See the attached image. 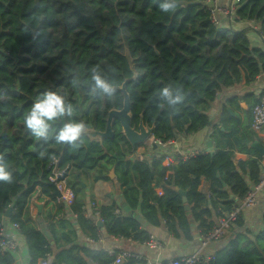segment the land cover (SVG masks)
<instances>
[{
    "label": "trees",
    "instance_id": "1",
    "mask_svg": "<svg viewBox=\"0 0 264 264\" xmlns=\"http://www.w3.org/2000/svg\"><path fill=\"white\" fill-rule=\"evenodd\" d=\"M161 2L0 0V156L13 175L12 183L0 181V223L8 220L20 226L30 264L47 256L52 264L113 261L107 254L84 247L54 251L51 241L34 225L29 214L34 192L40 189L44 196L57 200L49 182L54 159L61 168L70 166L74 183L75 174L109 164L116 170L115 180L132 212L138 211L153 226L165 221L171 233L189 240L193 225L207 233L216 217L230 212L237 200L246 196L251 189L245 180L247 173L259 181L256 160L238 166L235 162V151H253L243 147L246 133L241 132L240 118L228 108L234 111L240 100L251 101L252 116V108L264 93L228 99L219 124L210 118L209 111L223 90L240 85L243 79L248 86L264 76V48L255 47L250 38L253 33L264 44V0H240L237 10L240 20L254 21L258 30L227 22L215 26L201 0H177L178 7L167 13L160 9ZM94 68L116 86L112 98L91 91L89 76ZM124 84L133 127L143 122L153 129V138L162 142L213 128L216 135L227 139L226 147L164 166V158L128 161L132 147L117 121L113 123L114 137L100 141L86 135L76 146L56 144L53 139L37 141L24 127L23 117L32 104L44 92L56 91L65 96L74 112L72 117L54 122L53 132L69 119L84 121L87 131L105 132L108 114L123 108L120 88ZM165 86L172 88L174 95H183L184 101L169 105L162 100L158 91ZM202 179L210 183L209 195L198 190ZM101 180L109 178L99 173L94 181ZM68 184L76 197L70 208L77 215V224L88 237L97 239L94 220L86 219L83 204L76 201L81 187L75 190L70 181ZM158 187L162 195L156 192ZM180 190L187 192V203ZM120 207L112 203L98 209L105 234L136 241L147 238L141 221L114 214ZM92 217L96 218L94 211ZM71 224L60 222L61 226ZM241 246L239 239L231 242L208 264H264ZM14 261L12 253L0 255V264ZM129 264L141 262L131 260Z\"/></svg>",
    "mask_w": 264,
    "mask_h": 264
},
{
    "label": "crops",
    "instance_id": "2",
    "mask_svg": "<svg viewBox=\"0 0 264 264\" xmlns=\"http://www.w3.org/2000/svg\"><path fill=\"white\" fill-rule=\"evenodd\" d=\"M226 1L227 0H221V2ZM235 26H237V28L244 27L242 24ZM250 38L255 47L264 48L263 42L255 34L251 33ZM263 93V77H261L258 82L254 81L248 86L245 85V80L243 79L240 85L223 90L218 95L216 102L211 106L209 116L215 124H219L222 107L226 104L228 99L235 96L242 97L249 94H254L259 97ZM250 108L251 101L248 103L243 100H240L239 108H235L234 111H232L231 108H228L232 115H236L241 120V132H245L247 137V143H245L243 147L253 151L250 154L235 151V162L238 166L240 162L247 163L250 160H256L260 166L259 175L261 177L264 174V133H257L252 129ZM217 128H220V126L218 125ZM153 140L155 139L152 137L150 141L154 142ZM175 142L176 144L168 149L162 147L155 149L147 146H139L135 153L132 151V153L128 155V161L142 162L144 160L152 161L154 159L159 160L164 158L163 165L172 166L179 163L178 158L180 153H186L190 150L215 153L219 148L226 147L228 143L226 138H223L218 134L216 135L215 129L213 128H205L192 135H180L175 139ZM258 145L263 149L262 152L257 149ZM103 164L106 163L104 162ZM237 170L240 172L239 167ZM111 172L114 174L113 178L109 177ZM99 173L106 175V177L109 178V181H94V178L98 176ZM170 173L171 172H168V174ZM72 176L73 173L71 171L69 174V181L74 185L75 190H78L79 186L81 187V190H78V193H76V201L83 204V215L89 217L88 220H94L92 217V211H94L92 209L93 203H95L98 208L117 203L121 205L120 210L122 216L129 215L122 207L123 204H127V202L124 199L122 187L117 184L115 180L116 170L114 167L106 164L105 167H98L88 173L81 172L79 175L75 174V183L72 182ZM245 180L251 188L257 183L255 182V179L251 177L250 173L245 175ZM198 190L205 195H209L210 183L205 179H202ZM156 192L159 195L163 194V190L160 187L156 188ZM34 196L32 203L29 204L30 217L36 228L41 231L49 241H51L54 251H56V248L57 250H68L70 248L84 247L99 253L107 254L106 250H112L114 253L127 252L133 256L126 260L124 264H129V261L131 260L141 262V264H148L147 260H149L154 264L156 262H168L197 252L205 255H216V253L225 250L231 242L239 239V242L242 245L241 247H243L245 251L255 255L258 261H264V199L262 197L259 199L255 207L243 212L238 220L239 224L237 222L233 225L225 237L210 244L203 251L200 250L202 245L201 235L206 232L197 228V224L193 225V238L189 240L184 236L178 237L174 233H171L165 221H161V225L153 226L145 221L138 211H135L136 214L141 217L142 231L147 233V237L153 235L157 240L163 243L162 250L155 251L144 247L137 242L129 241L125 237H108L105 234L103 227H101V241L95 238H93V242L87 241L86 237H88V235L81 231L80 226L77 224V215L71 211L70 206L60 203L58 200L55 201L44 196L40 189H37ZM239 200L240 199L237 200V203ZM208 206L212 208L211 202ZM62 220H66L72 224L70 226H61L60 222ZM217 220L218 217H216L212 226ZM4 225L6 234L12 237L18 245V252L17 254H14L15 261L13 263L30 264L27 244L21 231L13 229L12 223L8 220L4 221ZM91 264L97 263L91 262Z\"/></svg>",
    "mask_w": 264,
    "mask_h": 264
},
{
    "label": "built area",
    "instance_id": "3",
    "mask_svg": "<svg viewBox=\"0 0 264 264\" xmlns=\"http://www.w3.org/2000/svg\"><path fill=\"white\" fill-rule=\"evenodd\" d=\"M206 12L209 15V19L212 24L218 26L223 22H227L228 25H238L242 24L244 28L250 27L254 30H258L257 24L254 21H242L237 16V10L239 9L240 0H227L226 2H221V0H201ZM264 76H259L256 81L258 82L260 78ZM252 129L257 133H264V96H262L260 102L252 108ZM154 143L163 148H170L176 144L175 140H170L168 142H162L160 140H153ZM209 152H202L199 150H190L186 153L179 154V161H186L189 159L196 158L203 154H208ZM71 168L66 166L61 168L59 165V160L54 159L51 163V175L49 177V182L54 186L61 196L57 197L60 203L71 206L75 200V193L68 184L69 174ZM37 190L35 191V193ZM33 194L29 204L32 203ZM264 199V174L260 177L259 181L248 191L246 196L238 201V203L233 207V209L220 216L212 228L205 234H202V245L200 250H204L210 244L221 240L228 231L235 225L239 218L242 216L243 212L247 209L253 208L257 205L260 198ZM92 209L96 218L93 221V225L96 227L97 240H102V229L98 224H103V219L101 218L100 212L98 211V206L93 203ZM116 216H122L121 210L116 209L114 211ZM89 217H86L88 220ZM91 219V218H90ZM12 228L20 231V226L13 223ZM122 238V237H120ZM129 241L137 242L144 247L151 250L160 251L163 248V243L157 240L153 235H149L144 240L136 241L133 237L127 238ZM87 241L93 242L92 237H86ZM18 245L16 241L6 234L4 222L0 223V255L6 253L17 254ZM109 257L113 258L111 264H124L126 260L132 258L133 256L127 252L114 253L112 250H106ZM215 254L205 255L203 253L197 252L195 254L185 256L182 258L174 259L168 262H156L154 264H208L213 261ZM148 264H152L147 260ZM14 264V263H11ZM38 264H52L51 257L47 256L45 259L38 262Z\"/></svg>",
    "mask_w": 264,
    "mask_h": 264
},
{
    "label": "clouds",
    "instance_id": "4",
    "mask_svg": "<svg viewBox=\"0 0 264 264\" xmlns=\"http://www.w3.org/2000/svg\"><path fill=\"white\" fill-rule=\"evenodd\" d=\"M159 6L163 12L167 13L177 8L178 3L177 0H162ZM89 81L93 93L99 92L112 98L117 91L116 86L102 75L99 68L91 70ZM158 95L169 105H178L184 101L183 95H174L172 88L168 86L161 88ZM73 112L72 105L66 101L64 95L56 91H47L32 104L23 117V124L37 141L48 143L50 139H53L56 144L76 146L78 141L82 143L83 137L88 135V126L84 121L69 119L62 123L57 131H52L54 122L64 117H72ZM0 181L5 183L13 181V175L4 164L2 156H0Z\"/></svg>",
    "mask_w": 264,
    "mask_h": 264
},
{
    "label": "water",
    "instance_id": "5",
    "mask_svg": "<svg viewBox=\"0 0 264 264\" xmlns=\"http://www.w3.org/2000/svg\"><path fill=\"white\" fill-rule=\"evenodd\" d=\"M120 91L123 92L124 95V103L122 110H113L108 114L107 118V126L105 132H98V131H88V136L92 139H97L102 141L103 139H109L114 137V131H113V123L117 121L119 125L122 128V133L124 134L126 140L132 147L133 153L136 152V149L139 146H147L149 148H159L160 146L157 145L154 142H150V139L153 137V129L146 127L143 122H141L138 126V129L132 126V117H131V103L129 95L126 91L125 84L120 88ZM179 137V136H178ZM177 137V138H178ZM210 146V144H209ZM161 148V147H160ZM163 148V147H162ZM257 149L262 152L263 149L258 145ZM211 150V149H209ZM218 176H220L218 174ZM110 178L114 177L113 172L109 175ZM223 186L226 187V184L223 183ZM57 197H60L61 194L55 190L54 193ZM180 194L183 197V202L187 203L186 195L187 192L180 190ZM210 203V201H209ZM125 211L129 214V216H132L136 218L137 220L141 221V217L136 214L135 212H132L128 207L127 204H123L122 206ZM185 210H189V207L186 206ZM11 216V209L7 212L6 217ZM99 227H103V224H98Z\"/></svg>",
    "mask_w": 264,
    "mask_h": 264
},
{
    "label": "rangeland",
    "instance_id": "6",
    "mask_svg": "<svg viewBox=\"0 0 264 264\" xmlns=\"http://www.w3.org/2000/svg\"><path fill=\"white\" fill-rule=\"evenodd\" d=\"M122 52H123L124 54H127V50H126V49H122ZM131 66H132V69H133V71L135 72V74H137V71H136V69H135V65H134V63H132ZM150 142H151V141H150ZM72 178H73V177H72ZM72 182H74V180H72Z\"/></svg>",
    "mask_w": 264,
    "mask_h": 264
},
{
    "label": "flooded vegetation",
    "instance_id": "7",
    "mask_svg": "<svg viewBox=\"0 0 264 264\" xmlns=\"http://www.w3.org/2000/svg\"><path fill=\"white\" fill-rule=\"evenodd\" d=\"M136 129H138V128H136Z\"/></svg>",
    "mask_w": 264,
    "mask_h": 264
}]
</instances>
